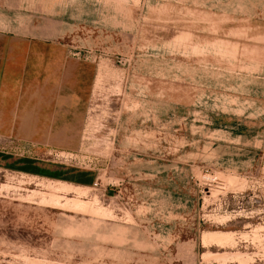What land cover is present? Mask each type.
<instances>
[{
  "label": "rangeland",
  "instance_id": "374dc122",
  "mask_svg": "<svg viewBox=\"0 0 264 264\" xmlns=\"http://www.w3.org/2000/svg\"><path fill=\"white\" fill-rule=\"evenodd\" d=\"M57 21L92 67L81 135L0 122V152L94 180L0 159V264H264V0H0L1 47Z\"/></svg>",
  "mask_w": 264,
  "mask_h": 264
},
{
  "label": "crops",
  "instance_id": "0c3cea01",
  "mask_svg": "<svg viewBox=\"0 0 264 264\" xmlns=\"http://www.w3.org/2000/svg\"><path fill=\"white\" fill-rule=\"evenodd\" d=\"M57 28L53 38L18 34L17 45L11 49L1 47L0 34L1 129L19 140L47 147L74 145L78 141L94 85L89 63L72 56V51L61 43V35L70 32L72 25L63 21ZM38 165L65 170L70 177L67 180L89 178L84 184L94 180L92 172L70 171L40 161Z\"/></svg>",
  "mask_w": 264,
  "mask_h": 264
},
{
  "label": "trees",
  "instance_id": "16d2710c",
  "mask_svg": "<svg viewBox=\"0 0 264 264\" xmlns=\"http://www.w3.org/2000/svg\"><path fill=\"white\" fill-rule=\"evenodd\" d=\"M12 158L13 156L11 154L0 152V159L6 161L5 167L7 168L57 178L58 180L70 178L65 170H52L50 168L41 167L38 165V161L33 158L20 157L12 162H8V160ZM72 180L83 183H88L90 181V179L86 177L72 178Z\"/></svg>",
  "mask_w": 264,
  "mask_h": 264
},
{
  "label": "bare ground",
  "instance_id": "6f19581e",
  "mask_svg": "<svg viewBox=\"0 0 264 264\" xmlns=\"http://www.w3.org/2000/svg\"><path fill=\"white\" fill-rule=\"evenodd\" d=\"M204 235H206V234H204ZM209 236H212V235L210 234V235H208V237H209ZM213 236H214V235H213ZM214 237H215V236H214ZM216 237H217V236H216ZM211 238H212V237H211ZM209 240H210V238H209Z\"/></svg>",
  "mask_w": 264,
  "mask_h": 264
},
{
  "label": "built area",
  "instance_id": "2783aa9c",
  "mask_svg": "<svg viewBox=\"0 0 264 264\" xmlns=\"http://www.w3.org/2000/svg\"><path fill=\"white\" fill-rule=\"evenodd\" d=\"M94 185H95V186H98V183H97V182H95V183H94Z\"/></svg>",
  "mask_w": 264,
  "mask_h": 264
}]
</instances>
